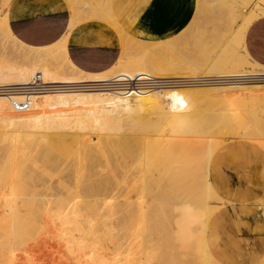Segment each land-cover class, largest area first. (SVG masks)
<instances>
[{
    "label": "bare ground",
    "instance_id": "1",
    "mask_svg": "<svg viewBox=\"0 0 264 264\" xmlns=\"http://www.w3.org/2000/svg\"><path fill=\"white\" fill-rule=\"evenodd\" d=\"M242 3V0H229L228 9L238 13ZM88 12L87 9L83 11V20L87 19ZM107 17L116 30L117 21L111 10ZM6 32L17 37L10 28ZM184 35H181L183 39ZM175 38H170L173 39L171 43L164 41L162 50L167 45L170 46H167L168 50L171 46H176L177 50L183 39ZM17 40L22 41L18 37ZM5 43L0 45L2 56L14 51ZM26 44L29 50L20 52L19 59L7 55L10 66L0 63V87L28 83L35 72H40L46 82L59 85V89L34 94L26 111H14L9 105L10 99H20L21 94L4 93L0 89L2 249L11 252L16 245L33 238L34 233L40 236L44 226H49L53 235L47 236L51 232L48 229L44 233H48V240L56 241H53L57 245L54 252L58 256L63 254L67 264H176L177 257L169 249L176 250L180 243L178 237L186 235L184 223L176 221L177 214L169 223L162 212L183 206L208 207L209 219L222 206L223 200L208 178L209 159L219 145L230 140L250 138L264 145V115L257 108L240 109L257 107L263 102L264 72L249 73L253 77L249 81L179 84L138 96H126L99 88L78 87L91 86L86 84L87 81L105 80L120 73L145 72L155 77L249 74L235 72V65L220 55L202 64L190 56L165 58L164 53H160L154 63L144 61L139 67L122 65L84 71L76 66L71 71L60 68L53 72L50 59L55 65L59 63L57 59H65L70 53L67 33L52 44ZM166 66L170 70L168 74L163 73ZM106 103L109 106L111 103L114 108L104 110ZM217 103L222 108L226 104L239 109H219L218 105L215 108L220 111L215 109L209 113ZM56 104H68L74 110L65 118L55 119L48 115L46 106ZM211 124L228 127L236 124L237 134L223 135L219 126L212 129ZM115 131L121 134L114 136ZM120 152L125 158L117 161L115 157ZM49 186L50 192L47 191ZM130 191H135V196ZM120 203L123 205L117 206ZM133 205L135 210L142 208L135 215V227L129 231L122 212L116 209ZM259 205L264 209V200ZM99 206H105L106 210L100 212ZM52 211L57 217L51 214ZM117 219L120 222L119 240L112 241L111 231L117 225ZM107 220L113 222L110 228L106 227ZM40 229L42 233L38 232ZM206 229L207 226L196 225L192 238L184 242H202L204 256H209ZM167 239L169 248L163 245ZM34 241L38 242L35 237ZM3 258L0 262L10 261L9 257ZM211 264L222 263L215 258Z\"/></svg>",
    "mask_w": 264,
    "mask_h": 264
},
{
    "label": "crops",
    "instance_id": "2",
    "mask_svg": "<svg viewBox=\"0 0 264 264\" xmlns=\"http://www.w3.org/2000/svg\"><path fill=\"white\" fill-rule=\"evenodd\" d=\"M109 4L115 20L130 35L163 41L188 25L197 0H109ZM71 15L67 0H10L7 7L13 33L32 45L58 40ZM68 32L69 55L85 70L106 69L120 54L119 35L104 19L81 20ZM245 47L264 64V15L249 25ZM209 170L223 200L207 222L209 251L222 264H255L264 257V209L259 205L264 200V150L246 139L227 141L212 154Z\"/></svg>",
    "mask_w": 264,
    "mask_h": 264
},
{
    "label": "rangeland",
    "instance_id": "3",
    "mask_svg": "<svg viewBox=\"0 0 264 264\" xmlns=\"http://www.w3.org/2000/svg\"><path fill=\"white\" fill-rule=\"evenodd\" d=\"M228 1L229 0H226V1L197 0L196 13L194 14L192 20L188 23V25L180 33L173 36V37H177L180 41L183 39L181 37V35L185 34L183 36V37H185L184 38L185 40L183 39L184 41L183 40L180 41L181 43L177 47V50H176V46H174L175 49H174V47L171 46L172 50H175V51H171L170 50L171 48H169V50H168L167 46L170 47L169 45H167L166 48L164 50H162L163 49L162 43L164 41L171 43V42H173V39L169 38V39H166L163 41L142 40V39H139V38H136V37L130 35L117 22L116 23V31H117L119 38H120L121 50H120V54H119L118 58L116 59L115 63L111 65V67L122 66V65L139 67V65L142 64L144 61H147V62L149 61V62L154 63L155 59L159 56V54L164 53L163 56H165V58H172V57L173 58H180L181 56H190L192 58H196L197 61L202 63V64L207 62V60H214L215 58H217V56L220 55L219 56L220 58L226 57L227 60L231 61V63H233L235 65V67H236V69H234L235 72H240V73H245V74L250 73L252 75L258 74V73L260 74L261 72H264V64L256 61L250 55V53L248 52V50L245 47V34H246V31H247L249 25L254 20H256L257 18H260L261 16L264 15V0H242L243 3L240 5L238 13L230 12V10L228 9L229 4L227 5ZM9 2H10V0H0V45H2L3 42L5 43V41H6L5 44L6 45H7V43H8V45L10 44L12 46L11 49H14V51L10 52V54L5 53L6 55L4 54L3 56H2L3 53L1 54V52H0V55H1L0 56V63L5 65V66H10L8 61H7L9 59L8 56L9 57L13 56V57L19 59L20 52L29 50V46L24 41L17 40V37L6 32V30H8L9 28L11 29V26L9 24L8 17H7V7H8ZM67 2L69 4L70 10L72 12L71 19H70L69 24H68V29L66 31L67 35L69 33L68 31H70L71 28L76 23L83 20L82 14H84L83 11H85L86 9L89 10V12L87 14L88 15L87 19H89V18H98V19H104V20L106 19V21L109 22V19L107 17V12H109L111 10L110 9L111 5L109 4V0H67ZM187 31H189V33H187ZM188 34H189V36H188ZM177 38H175V39H177ZM191 50H192V53H191ZM186 51H188V53H186ZM193 53H194V55H193ZM69 56L70 55L67 56L68 58L65 57V59L63 57H61L60 59H57L56 61H58L59 63L55 64V65H54L55 61L53 59H50V66H51L53 72H56V70H59L60 68H64L67 71H69V69H70V71H71L76 66H78L72 61L71 57H69ZM83 70L86 71L85 69H83ZM163 73H165V74L170 73L168 66L163 67ZM261 74H263V73H261ZM262 103H264V99H263ZM262 103L259 102V106L257 105V107H251V106L240 107V109H252V108L256 109L257 108V111H259L260 113H262V115H264V111L260 110V109H264V108H262V107H264V104H262ZM111 106H112L111 103H110V106H109V103H106L103 105V107H104L103 109L107 110V108L109 107L108 109L110 110V109L114 108L113 106L112 107ZM216 106H218L219 109H227V108H229V109H233V108L237 109L238 108L239 109V107L235 108V106L233 108H232V106L228 107V105H226V104H223V107H225V108H222V107H220L221 104L217 103V105L212 106L213 108L211 110H209L211 112H209V111L208 112L213 113L212 111L215 112V109L217 112L220 111L219 109L217 110L218 107L215 108ZM93 108H95V106ZM46 109H48V115L49 116H53L54 118L59 117V119L61 117L65 118V116L67 114L71 113L74 110V109L70 108L68 104H56V105L46 106ZM57 115H59V116H57ZM211 125H213L211 127L212 129H215L217 126H219L221 129L220 131L223 132V135L234 136V133H232V132H235V135L237 134V130L235 129L236 124H230L229 127L222 125V124H219V125L211 124ZM62 126H64V125H62ZM231 128L232 129L234 128L235 130L234 129L232 130ZM120 134H121L120 131H115L113 133L114 136H118ZM244 139L250 140V141L253 140L254 143H256L258 145L260 144L262 146L261 147L262 149L264 148V145L261 144L262 142L261 141L259 142V140L256 141V139H250V138L249 139L244 138ZM219 146H221V145H219ZM94 147L98 148V145L94 144ZM211 157H212V155H211ZM211 157L209 159V162L211 160ZM115 158L117 161H119V160L124 159L125 157H124L123 153L120 152V153H117ZM208 178L210 180H212L211 172H210V175ZM213 184H214V187L216 189H218L220 187V185L216 184L214 181H213ZM39 188L41 189L43 187H39ZM202 190H204V189H202ZM47 191L50 192V186L48 187ZM130 192H131L132 196H135V194H136L135 191H130ZM122 205H123V203H120L117 206H122ZM102 208H103L102 206H99L100 212H103L106 210L105 206L103 209ZM141 208L142 207L135 210L134 205L130 206L129 208H127L126 206L120 207V208L117 207L116 210L118 211V209H119L122 212L123 220L125 222L127 221L125 224L129 227V231L135 227L134 223H133L135 220V215L139 214V211L141 210ZM208 210H209L208 207L205 209H199L196 207L183 206V207L177 208V209H166L165 211L162 212L163 214L166 215V221L168 220L169 223L173 222L174 219L172 218V216L176 215V214H177L176 221H182V223H184V232L186 233V235H184L181 238L177 236L178 237L177 242L179 240L181 244L178 243L176 250L173 248L169 249L177 257L176 264H181V263L184 264L185 262H186L185 264H208V263L211 264L213 262V260L215 259V257L212 255V253L209 254V252H207V255H209V256H204V253H203L204 246L202 245V242L193 241L194 243H187V244H186V242H184V241H188L192 238V235H193L192 230L195 228L196 225L198 227L199 226H207ZM51 214H53L54 217H57V214L55 213V211H52ZM131 216H132V218H131ZM128 218L130 219V221H132V223H130ZM115 223L117 225H114L113 230L112 231L109 230V231L113 232V234H112L113 240L112 241H118L119 240L118 233L120 231V226L118 225V223H120V222L117 219V220H115ZM112 224H113L112 221L107 220L106 227L110 228L112 226ZM44 227H46L45 230L48 229L51 231V232H49L50 234L44 233L45 230L43 229V227L41 228L42 231L44 230L43 233L41 232V229L38 230V232L42 233L41 235L45 236L46 238L45 237L41 238V235L38 236L37 235L38 233H36V234L34 233L33 235H35V236L32 235L31 237H33V238H30L29 239L30 241L25 240L26 242L28 241L29 243L27 242V244L25 245L26 242L23 241V242H21V244L16 245V247H14V249H12L11 252H10V249H7V248L2 249V247H4V246L2 244H0V246H1L0 247V250H1L0 259L4 257V256L2 257V254L3 255L5 254V257L3 258L4 260H5V258H7V259L10 258L9 259L10 261L6 260L8 262L7 264H12V262H11L12 260H13V263H15L14 261L18 262L15 264H22L24 262H25L24 264H33L32 262H34V264H45V262L47 260L46 256H48L50 259L47 260L46 264H52V263L53 264H67L66 263L67 259L65 258V256L63 257V254L61 256L60 255L58 256L57 253L54 252V249L57 246L55 244L56 241L54 239H49V240L47 239V236L53 235L52 229H50L49 226L48 227L44 226ZM46 232H48V231L46 230ZM46 234H48V235L46 236ZM61 235H62V232H61ZM34 237H35V240L38 241V242H36V243H38V245L35 243ZM38 237L41 238L42 241ZM48 238H50V237H48ZM0 239L2 240L1 237H0ZM1 240H0V242H1ZM53 241H55V243ZM30 242L33 243L34 250H31V249H33V245ZM42 242L44 244L41 245ZM45 242H47V243H45ZM169 244L170 243L167 239L166 241H164L163 245H164V247H165V245H166V247H168ZM21 245H24V247H21ZM179 245H180V247H179ZM183 245H185V246H183ZM17 246H19V247H17ZM40 246H42V247L44 246L43 248L41 247V249L42 250L44 249L43 251H45V252H42V250H40ZM38 247H39V249H38ZM49 250L50 251L53 250V251L50 252ZM42 253H43V256H42ZM47 253H48V255H44ZM14 254H16V255H14ZM55 254H56V256H55ZM11 255H13V256H11ZM53 255H54V257H52ZM210 255H212V256H210ZM18 258H19V261L17 260ZM35 258H36V261H35ZM52 258H55L54 261L52 260ZM191 258H192V262H191ZM201 258H203L204 260L203 259L201 260ZM207 258H208V260H207ZM205 259L208 261L207 263L205 262L206 261ZM6 261L1 260L0 264H6ZM56 262H58V263H56ZM63 262H65V263H63ZM262 262H264L263 257H262V259L259 260V262H256V263H262ZM130 263L126 262V264H130Z\"/></svg>",
    "mask_w": 264,
    "mask_h": 264
},
{
    "label": "built area",
    "instance_id": "4",
    "mask_svg": "<svg viewBox=\"0 0 264 264\" xmlns=\"http://www.w3.org/2000/svg\"><path fill=\"white\" fill-rule=\"evenodd\" d=\"M251 75H238L231 77H206V76H188V77H155L149 73H120L105 80L87 81V85L78 88H99L107 91L121 93L126 96H138L154 89L167 88L179 84H201L210 85L212 83H221L226 81L240 82L249 81ZM59 85L46 82L40 72H35L28 83L14 84L0 87L1 92H18L22 95L20 99H10L9 105L14 111H26L31 104V96L37 93L56 90Z\"/></svg>",
    "mask_w": 264,
    "mask_h": 264
}]
</instances>
